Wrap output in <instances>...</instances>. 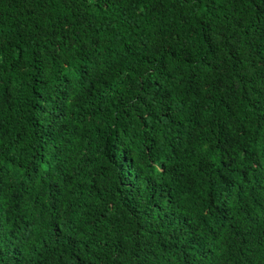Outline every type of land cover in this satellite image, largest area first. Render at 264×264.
Wrapping results in <instances>:
<instances>
[{
    "label": "trees",
    "instance_id": "obj_1",
    "mask_svg": "<svg viewBox=\"0 0 264 264\" xmlns=\"http://www.w3.org/2000/svg\"><path fill=\"white\" fill-rule=\"evenodd\" d=\"M0 264H264V0H0Z\"/></svg>",
    "mask_w": 264,
    "mask_h": 264
}]
</instances>
